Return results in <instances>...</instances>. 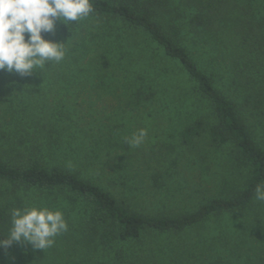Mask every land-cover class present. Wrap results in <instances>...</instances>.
Returning <instances> with one entry per match:
<instances>
[{"label":"trees","instance_id":"obj_1","mask_svg":"<svg viewBox=\"0 0 264 264\" xmlns=\"http://www.w3.org/2000/svg\"><path fill=\"white\" fill-rule=\"evenodd\" d=\"M91 2L94 11L83 21L43 33L66 49L43 76L0 70V238L15 207L58 209L68 223L45 250L27 242L0 246V264H160L155 249L143 248L145 234H180L213 216L248 214L255 186L264 183V0ZM40 80L74 85L78 94L95 89L96 101L110 94L123 112L165 119L162 130L183 150L175 155L169 147L172 156L162 154L153 167L119 141V125L92 127L63 100L47 108L25 100L22 88ZM225 149L224 173L211 172L210 157ZM187 163L201 169V183L219 181L225 196L176 216L140 212L134 204L144 178L164 189ZM251 211L259 222L261 211ZM245 221L243 239L223 224L190 247L183 243L175 264H264L255 244L244 249ZM255 232L254 243L264 236L262 226ZM215 241L229 249H213ZM235 252L241 261L230 259Z\"/></svg>","mask_w":264,"mask_h":264},{"label":"rangeland","instance_id":"obj_2","mask_svg":"<svg viewBox=\"0 0 264 264\" xmlns=\"http://www.w3.org/2000/svg\"><path fill=\"white\" fill-rule=\"evenodd\" d=\"M67 24H69V22H67ZM62 26H65V24L57 20L55 29L57 28L58 30ZM34 72L32 74H34ZM43 73H45L44 70H42V72L39 71L40 77L43 76ZM48 76H50V73ZM21 91L25 100L36 103L38 106H41V104H45L46 108L48 106H52V104L58 103L60 100L67 102V104L72 105L80 112L79 115L86 113V120L92 127H103L104 129H106V127L110 125H119V129L121 130V138L119 139V141H121L125 137H130L134 132L138 131L141 128H146L147 136L145 137L143 143L139 147H130L127 143V147L133 153L140 154L138 157H146V159H149L148 161L153 165V167L159 166V162H161L160 157L162 154H166L168 157L172 156L169 147L173 145L176 146L175 155L183 150V148L179 147V144L176 140L171 139V137L162 130L167 125L165 119H154L153 117L146 115V113L142 114L141 112H134L133 110H127L128 112H123V110L119 107V100L111 96L110 94L103 93V96H101L100 99L96 101V95L94 94L95 89L89 94H83L80 92L78 94L77 89L74 85L73 87H68L66 90L65 87H61L60 85H57L52 81L50 83H47L41 80L37 85L22 88ZM83 101H85L84 105L81 104V102ZM81 109H83L84 111H81ZM226 152L227 150L225 149L224 152H220L219 155L216 154L210 157L208 165L211 168V172H214L216 174L224 173L223 171L225 169L222 164L224 162L228 163ZM143 153L144 155H141ZM142 168L145 170L146 165H143ZM146 172L150 173L151 171L146 170L145 174ZM182 172L183 174L181 178H176L174 180L166 179L165 182L166 184L168 183V187H164V189L156 187V185H154L153 182L150 181L149 177L144 178L143 185H141L143 187L142 193L138 195L139 198L134 205H136L140 212H143L146 215L162 216L165 214L176 216L182 213L192 212L197 208L198 205L212 197L225 196V190H223L224 192L220 190L223 187H221V183L219 181H216L215 178L208 177L206 178L204 183H201L200 177L202 171L199 167H193L192 165L187 163L183 165ZM230 177L233 178V176ZM237 178H239V186H237V188H240V183L243 180V177L238 176ZM138 179L139 178H136L135 180ZM230 180L231 186L235 189L236 186L232 184V179ZM131 183L134 184V182ZM195 189H198V191H195ZM194 191L197 193H194ZM251 207L252 208L249 210L248 214H244V209L235 214H226V219H223V217H221L222 215L218 217L213 216L208 221H206L203 226L200 225L198 227H194L193 229L184 231L180 234L165 233L159 235L152 232L147 235L145 234L142 243L143 248L155 249V254L157 255L158 261H160V264H173L172 261L175 264L174 258L176 256L174 252L178 253L179 250L183 249V243H188V246L198 235L215 234L220 229L219 227L223 224L224 226L230 227L234 232V239H237L238 241L243 239L244 234H241L242 231L240 229V225L243 224V221L248 218L249 221L245 222L247 223V225H250L252 229L249 227L250 234L246 239L244 249L246 250L249 246L255 244L256 250L259 251V258L264 260V236L257 239L254 243V239L258 237L256 236L255 232L256 228L262 226V230L264 231V201H256L254 199ZM252 209H254V211L257 209L258 211H261V213L258 215L259 222L253 219L252 214L254 213L253 211H251ZM246 210L248 211V208ZM243 225L245 227V224ZM241 228L243 227L241 226ZM214 248H216L217 251H220V248L225 251L229 249L228 247L223 246L221 242L220 244H217V241H215L214 243L213 249ZM185 256L187 257L186 254ZM229 256L230 259L234 261L242 260L236 252L235 254H229ZM183 257L184 256H182V258ZM253 259L256 260L258 258L254 257ZM192 261L197 262L196 264L202 262L195 261L194 259L185 262L186 264H192ZM223 263L226 264V261H223Z\"/></svg>","mask_w":264,"mask_h":264},{"label":"clouds","instance_id":"obj_3","mask_svg":"<svg viewBox=\"0 0 264 264\" xmlns=\"http://www.w3.org/2000/svg\"><path fill=\"white\" fill-rule=\"evenodd\" d=\"M93 11L91 0H0V70L23 77L42 72L48 62L60 63L65 43L45 39L43 33L54 32L57 20L67 26ZM146 136L147 129L141 128L124 139L130 147H139ZM254 199L264 201V183L255 186ZM10 223L0 246L27 242L33 249L45 250L68 230L63 212L44 205L13 208Z\"/></svg>","mask_w":264,"mask_h":264}]
</instances>
